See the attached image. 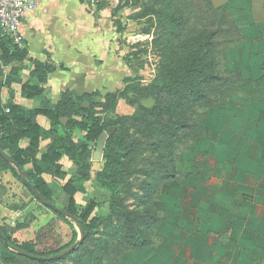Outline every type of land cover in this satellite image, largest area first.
<instances>
[{
  "label": "crops",
  "instance_id": "0c3cea01",
  "mask_svg": "<svg viewBox=\"0 0 264 264\" xmlns=\"http://www.w3.org/2000/svg\"><path fill=\"white\" fill-rule=\"evenodd\" d=\"M86 1L36 0L26 12L19 31L20 49L26 51V58L11 59L0 76V112L9 119L0 124L2 135L14 134L13 120L32 119V111L46 102L56 105L67 95L77 99L95 93L106 98L132 75L129 68L125 75V63L107 38L109 30L88 11ZM216 2L213 0L215 8L225 4L231 12L228 33L234 39L227 51L237 93L229 95L225 105H215L213 116L204 117L202 135L210 131L211 138L201 145L198 137V149L192 150L189 158L180 157L177 178L167 182L168 189L171 187L164 205L155 207L160 218L154 232L158 236L152 238L153 243L160 238L165 244L155 248L150 264H264V0H220V6ZM37 65L54 66L56 70L40 81L43 74L36 72ZM82 78L85 83L80 87ZM28 82L39 87L42 96L25 98L22 88ZM33 118L41 128V141L36 158L26 163L24 171L34 183L46 184L54 203L66 209L70 197L64 186L80 170L67 156L59 161L58 174L53 165L43 162L42 157L54 150V144L44 138L49 129L46 117ZM67 119H61L62 123ZM29 145L28 139L3 143L11 157ZM181 161L190 166L186 176ZM92 163L93 157L89 161L91 174L96 172ZM103 167L100 165V170ZM14 168V164H0V226L16 244L35 253L60 250L66 244L59 241L51 246L36 239L44 238L40 235L55 217L63 218L30 195ZM36 168L40 175H35ZM92 184L88 177L78 186V201L87 197L88 201L95 200L90 196L95 193L90 191ZM97 185L109 196L114 193L108 182ZM109 209L106 202L94 215L99 212L105 217ZM27 230L37 233L36 237L20 240L19 233ZM49 232L52 235L53 230ZM15 257L0 242V264Z\"/></svg>",
  "mask_w": 264,
  "mask_h": 264
},
{
  "label": "rangeland",
  "instance_id": "374dc122",
  "mask_svg": "<svg viewBox=\"0 0 264 264\" xmlns=\"http://www.w3.org/2000/svg\"><path fill=\"white\" fill-rule=\"evenodd\" d=\"M216 1V6H220L222 2ZM86 6L98 21H102L105 29L109 30L106 37L125 63V75L128 74L127 68L133 72L130 71L129 75H132L126 77L119 89L108 95L109 98L97 94L98 99L95 101L105 122L116 121V125L101 135L104 139L102 154L95 152L92 155L94 163L91 166H95L96 172L91 174L92 167L89 168L90 171L83 169L94 183L90 191L95 193H90V196L95 200L91 198L92 200L88 201V197L87 200L79 199L78 208L84 210L83 207L91 201L99 202L96 203L97 208L107 202L110 206L107 217L96 213L99 221L91 238L68 256L45 264H150V260L156 255L155 248L164 246L165 242L160 238L156 240L158 235L154 234V225L150 229L152 224H148L151 223L150 217L154 213L153 207L161 208L164 205L165 194L171 187L169 185L168 189L167 184L171 181L168 177L172 168H175V171L178 164L180 168V157L189 158L192 155L191 151L197 148L195 146L198 137L197 141L201 145L206 138H211L209 131L207 136L200 133L191 141L203 126L204 117L210 113L212 115L214 106L225 105L229 95L237 93L234 76L229 69L227 51L231 38L234 39V36L228 33L231 12L225 4L215 8L213 0H87ZM210 33L214 36L209 35ZM203 34L204 37L199 36ZM197 36L198 39L194 40ZM5 42L4 38L0 37V46H5ZM200 45L203 58L200 66L203 72L218 78L207 87L209 98L198 102L199 107H193L197 114L194 115L192 111L188 113V116L195 119V126H188L174 136L177 124H171L169 119L173 123L179 120L178 95L182 91L188 94L186 87L191 80L190 76L185 77L183 83L187 84H183L182 88L179 78L174 76V69L170 70L168 67L171 65L170 61H175L179 47H183L184 51L186 49V55L183 57L186 60L189 49L197 50L198 54ZM11 56V52L0 49L1 77L5 67L11 62ZM206 56L207 59L204 60ZM210 60L214 63L211 69L208 68ZM84 83L82 78L79 86L83 87ZM197 97L198 95H195L194 99ZM84 101L85 107L90 108L93 99L84 98ZM111 133L113 136L122 134L126 147L121 143L122 138L118 146L114 144V139L112 144ZM171 133L175 142L184 143L180 144L177 150L169 151L170 148L162 147L160 142L167 140ZM112 153H120L114 157L113 177L109 181H102L98 174L104 170L105 156ZM200 153L202 154V151ZM200 161L202 162V159ZM181 162L185 165L182 168L186 176L190 166L184 161ZM100 165H104L101 170ZM210 165L214 166V163ZM100 182H108L109 186H112L111 194L114 193L111 196L105 194L97 185L101 184ZM55 206L63 209L58 204ZM149 206H153L152 211ZM50 213L53 214L52 211ZM55 218L40 235L44 238L36 239L39 244L57 246L60 241L61 244L70 245L80 239L79 230L74 223L76 234L63 219ZM50 229L53 230L52 235ZM137 229L147 236L156 237V242L151 244L154 249L150 245L142 248L138 242ZM21 232L20 240L37 235L28 230ZM7 264L40 263L16 256Z\"/></svg>",
  "mask_w": 264,
  "mask_h": 264
},
{
  "label": "trees",
  "instance_id": "16d2710c",
  "mask_svg": "<svg viewBox=\"0 0 264 264\" xmlns=\"http://www.w3.org/2000/svg\"><path fill=\"white\" fill-rule=\"evenodd\" d=\"M209 35L214 36L213 33H210ZM199 36L204 37V34ZM199 36H197V38L194 40H197ZM0 37L2 36L0 35ZM3 38L6 42H5V46H0L1 50H3L4 52L7 51L11 52L12 59L23 60L26 58L27 55L26 51H22L19 47L14 46L5 37ZM200 48H202V45H200L198 48V54H196L197 50L194 51L189 49V54L187 56L188 59L185 60L183 59V57L186 55L185 54L186 49L184 51L183 47H179L178 53L175 56L176 57L175 61H170L171 65L168 67L170 70L174 69V76L179 78L180 81L179 83L182 88L184 86L183 84H187V83H183L185 77L188 78L190 76L189 79L191 80L188 86L186 87L188 94L182 91L178 95L179 97L178 99L180 100L179 101L180 111H179V115L177 116L178 117L177 119H179L178 120L179 122L176 121V123H173V121L169 119V122L171 124H177L176 130L174 132L175 133L174 136H176L177 133L181 132L182 130L187 129L188 126H192V127L195 126V122H196L195 119L188 116V113L192 111L194 112V115L197 114V112L194 111L195 109H193V107L194 108H197V106L199 107L198 102L206 101L209 98V91L207 87L208 85H212L213 82L216 81V78H218L217 76H211V74L209 73L205 74L203 72L200 66V63H202L201 59H203L201 57ZM205 59H207V56L204 58V60ZM212 67H214V63L213 61L210 60L208 64V68L211 69ZM35 70L36 72L43 74L39 76V80L43 81L44 76L50 72H54L56 70V67L50 65H45V66L37 65ZM42 94L43 92L39 89V87L31 85L30 82L25 84L22 88V95L27 99H33L35 97L42 96ZM97 94L99 93H95L92 96H88V98L93 99L90 108L85 107L86 104V102L84 101L85 97L82 96L81 97L79 96L77 99H73L71 95H67L66 97H64V99H62L59 102V104L56 105L50 102H46L39 109L32 111L31 114L32 119H14L13 120V127L15 129L14 134L8 133L7 135L6 134L2 135L0 133V149L4 153H6L3 147V143L5 141H8L12 144H17L21 139L29 140L30 145L26 150H19L16 156L14 157L10 156L14 164L18 166V169L14 168L13 170H15L16 176H18L19 180L23 183L22 177L19 174L21 171L24 174L26 180L34 186V188L38 191V193H40L44 198H46L50 203H52L55 206V203L52 200L51 191L49 190L47 185L44 183H34L33 177H30L24 171V166L26 165V163L36 158L41 141V135H40L41 128L38 124L34 122L33 117H36L38 115H42L46 117L49 124V129L45 133L44 138L52 140L54 144V150L50 154L44 155L42 157L43 162L53 165V167L55 168V172L58 174L61 172V166L58 163L63 157L67 156L72 161L75 162V164L80 170L78 174L73 176L69 180V182L64 186V192L70 197L69 206L66 209L64 208V210L67 212L69 216L73 218V220L69 218L68 219L64 218L61 215L58 216H60L63 219H67L71 228H73L75 234H76V229L74 227L75 223H78L79 227L83 229L84 233L86 234V238L83 241L82 245L85 244L91 238L92 233L95 229V225L96 223H98L99 218L94 215L95 210L97 209V205L95 201L89 202L87 206L83 207L84 210H82V208H78L79 202L76 199L77 188L81 183H84L89 177V174L83 172V169L89 170V161L92 158L93 153L97 152L98 144L101 140V135L103 133H107L109 128L114 127L116 125L115 124L116 121L105 122L104 117L100 116L94 100ZM195 95H198L196 99H194ZM109 97L110 96L108 95L106 96V98ZM176 98L177 97H175L174 99L176 100ZM66 117L68 118L67 122L63 124L61 119ZM75 117L80 118V120L75 119ZM8 121L9 119L3 113L0 112V124L3 125L5 123H8ZM202 130H203V126L200 128L199 133L195 134V137L191 139V141L196 139L199 136V134L202 133ZM113 135L114 134L111 133L110 141L112 144H113L112 141L114 139V144L118 146V143L122 141L121 140L122 138L123 141L121 143H123V146L126 147V140L124 139V136H122V134H119L118 136H113ZM172 135L173 133H171L170 137H168L167 140L160 142V145L162 147L170 148L169 151L177 150L178 146L184 143V142L182 143L180 142L179 144V142H175ZM119 154L120 153H116V154L112 153L105 156L104 170L98 174L100 180L109 181L113 177L112 171L114 169V161H115L114 157L115 156L117 157ZM0 164H3L4 166L7 167L10 165L12 166V164L6 162L1 156H0ZM174 169L175 168H172L168 180H174L177 178L178 176L177 167L175 171ZM40 173L41 170L36 168L35 175H40ZM25 187L27 188V186ZM28 191L30 195H32L33 198H35V196L32 194V192L29 189ZM149 207L151 208L150 210L152 211L153 206H149ZM153 211L154 213H152V216L150 217L151 223L148 224V225L152 224L149 227L150 229L153 225L154 228H156L157 225L160 223L159 215L154 209V207H153ZM0 230L3 232L4 236L6 237V240L11 246V248L6 247L8 251L13 253L15 256H19L20 259L30 260V261L38 262L40 264H45L47 262L54 263L55 261L31 260L18 255L16 251L22 250L26 253L49 259L53 256L58 255L63 250H66L67 248L71 247L73 244L76 243L75 242L70 245L68 244L55 252L39 254L27 249L26 247L16 244L10 237L8 231L2 228L1 226H0ZM136 233L138 237V242L142 245V248H145L149 245L151 246V244L153 243L151 236L145 235L144 232L139 229L136 230ZM0 242L4 244V242L1 239ZM13 247L17 248L18 250H14Z\"/></svg>",
  "mask_w": 264,
  "mask_h": 264
},
{
  "label": "built area",
  "instance_id": "2783aa9c",
  "mask_svg": "<svg viewBox=\"0 0 264 264\" xmlns=\"http://www.w3.org/2000/svg\"><path fill=\"white\" fill-rule=\"evenodd\" d=\"M35 4L36 0H0V35L14 46L22 47L20 26Z\"/></svg>",
  "mask_w": 264,
  "mask_h": 264
},
{
  "label": "water",
  "instance_id": "95a60500",
  "mask_svg": "<svg viewBox=\"0 0 264 264\" xmlns=\"http://www.w3.org/2000/svg\"><path fill=\"white\" fill-rule=\"evenodd\" d=\"M103 143H104V139L101 138L99 144H98V149H97V154L101 155L102 151H103ZM0 156L8 163L10 164H14L13 160L11 159L10 156H8L6 153H4L1 149H0ZM16 166V168H18V166L16 164H14ZM20 176L22 177L23 183L25 184V186H27V188L32 192V194L35 196V198L46 208L54 211L55 213H57L58 215H61L64 218H69L71 220H73V218L71 216H69L67 214V212L64 209H60L57 208L56 206H54L52 203H50L46 198H44L40 193H38V191L34 188V186L32 184H30L26 178L24 177V174L20 171ZM77 225V228L79 230L80 233V239L73 244L71 247L67 248L66 250H63L61 253H59L56 256H53L49 259L46 258H42V257H38L29 253H26L22 250H18L17 248L13 247L14 250H18L16 251L18 255L31 259V260H37V261H56L59 260L63 257H65L66 255H68L69 253L73 252L74 250H76L80 245H82L83 241L86 238V234L84 233L83 229L81 227H79L78 223H75ZM0 239L4 242L5 246L8 248H11L10 244L8 243V241L6 240V237L4 236L3 232L0 230Z\"/></svg>",
  "mask_w": 264,
  "mask_h": 264
}]
</instances>
